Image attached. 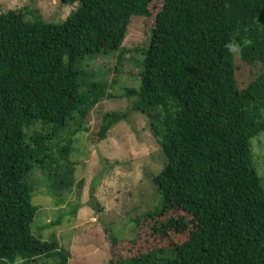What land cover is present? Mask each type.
Wrapping results in <instances>:
<instances>
[{"label":"trees","instance_id":"16d2710c","mask_svg":"<svg viewBox=\"0 0 264 264\" xmlns=\"http://www.w3.org/2000/svg\"><path fill=\"white\" fill-rule=\"evenodd\" d=\"M153 1L61 0L77 8L59 24L28 7L0 14V264H69V251L32 232L39 207L27 178L73 174L74 136L90 132L85 120L109 97L85 60L118 53L121 64L131 19L148 16ZM156 1L140 87L123 95L136 98L130 112L149 118L167 162L153 178L158 205L131 219L133 244L172 242L108 264H264V184L252 150L264 133V0ZM130 112L105 113L92 141ZM37 124L43 130L29 134Z\"/></svg>","mask_w":264,"mask_h":264},{"label":"rangeland","instance_id":"374dc122","mask_svg":"<svg viewBox=\"0 0 264 264\" xmlns=\"http://www.w3.org/2000/svg\"><path fill=\"white\" fill-rule=\"evenodd\" d=\"M25 7L37 12L44 21L59 24L77 5H64L61 0H0V14ZM161 8L162 2L155 0L149 5L148 16L131 19L122 45L125 55L121 64L118 53L85 60L83 68L90 67L92 78L107 82L109 97L96 105L85 120L90 132L74 136L73 152L67 162L72 164L73 174L61 170L58 174L61 178L54 174L44 177L36 171L27 178L35 187L32 203L39 207L32 232L43 241H57L69 251V264H108L111 260L130 258L136 252L171 247L172 238L162 237L133 244L135 230L131 217L158 205L159 192L153 178L167 159L153 136L149 118L140 112H130L136 98L123 95L126 89L140 87L143 48L149 43ZM114 111L130 114L111 129L106 140L94 143L92 129L105 113ZM42 130L37 124L29 134ZM252 150L258 177L264 184V133L252 140ZM34 180H38L35 185ZM64 182L71 186L60 190ZM97 204L100 207L96 208ZM188 237V232H184L173 239L179 244ZM37 264H55V260L43 258Z\"/></svg>","mask_w":264,"mask_h":264}]
</instances>
